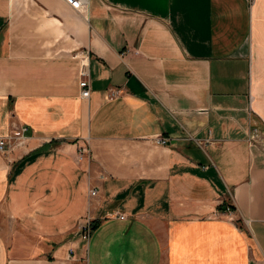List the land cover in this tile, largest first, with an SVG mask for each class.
<instances>
[{
  "label": "crops",
  "instance_id": "obj_1",
  "mask_svg": "<svg viewBox=\"0 0 264 264\" xmlns=\"http://www.w3.org/2000/svg\"><path fill=\"white\" fill-rule=\"evenodd\" d=\"M17 130L0 264H264V0H0Z\"/></svg>",
  "mask_w": 264,
  "mask_h": 264
},
{
  "label": "built area",
  "instance_id": "obj_2",
  "mask_svg": "<svg viewBox=\"0 0 264 264\" xmlns=\"http://www.w3.org/2000/svg\"><path fill=\"white\" fill-rule=\"evenodd\" d=\"M65 2L71 9H73L78 13L85 12L88 6V0H65ZM83 62H82L83 69H81L79 72V77H80L79 89H80L81 98L87 99L89 97V81H88V74L84 70L86 68L87 62L85 59L83 60ZM24 139H25L24 130H17L6 137H0V153L6 154L8 152H11L13 148L21 146ZM257 139H258V135L256 131H253L252 133L248 134L247 141L250 144H254L257 141ZM156 143L164 145L167 143V139L162 137L156 138ZM78 152L79 155L77 157L81 160L85 150L80 148ZM95 195H96L95 190L89 191V198H93ZM224 210L227 212L228 215L231 214V209L229 207H226ZM119 218L124 219V216L119 215ZM92 230H93V226L91 221L86 220L85 224L80 227L82 239L87 240Z\"/></svg>",
  "mask_w": 264,
  "mask_h": 264
},
{
  "label": "rangeland",
  "instance_id": "obj_3",
  "mask_svg": "<svg viewBox=\"0 0 264 264\" xmlns=\"http://www.w3.org/2000/svg\"><path fill=\"white\" fill-rule=\"evenodd\" d=\"M249 1V0H248ZM249 2H252V0L251 1H249ZM83 62V59L82 58H79V65H80V69H81V67H82V63ZM84 63V62H83ZM85 71H86V69H84ZM15 148H17V147H15ZM82 149H84L85 150V152H84V154L82 155L83 157L81 158V160L82 159H86L87 158V155H88V148L87 147H84V148H82ZM14 150V148L12 149V151ZM78 155H79V152H78ZM77 159L78 160H80L78 157H77ZM92 223V222H91ZM71 251H69V253H70Z\"/></svg>",
  "mask_w": 264,
  "mask_h": 264
},
{
  "label": "trees",
  "instance_id": "obj_4",
  "mask_svg": "<svg viewBox=\"0 0 264 264\" xmlns=\"http://www.w3.org/2000/svg\"><path fill=\"white\" fill-rule=\"evenodd\" d=\"M94 228H95V226H94Z\"/></svg>",
  "mask_w": 264,
  "mask_h": 264
}]
</instances>
